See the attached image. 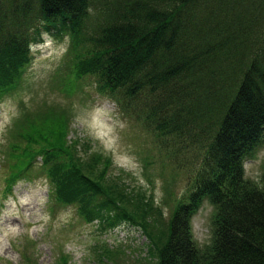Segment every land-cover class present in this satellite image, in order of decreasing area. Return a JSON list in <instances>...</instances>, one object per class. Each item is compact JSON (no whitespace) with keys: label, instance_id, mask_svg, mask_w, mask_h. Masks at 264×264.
I'll list each match as a JSON object with an SVG mask.
<instances>
[{"label":"trees","instance_id":"16d2710c","mask_svg":"<svg viewBox=\"0 0 264 264\" xmlns=\"http://www.w3.org/2000/svg\"><path fill=\"white\" fill-rule=\"evenodd\" d=\"M246 3L0 0V98L23 85L44 33L70 36L71 72L61 91L81 92L79 80L96 78L125 116L155 135L173 165L191 168L164 222L163 205L141 186L133 196L109 180L110 156L97 150L85 159L78 139L67 141L68 123L44 129L26 113L2 151L11 169L6 190L36 170L49 179L52 217L57 208L74 207L85 224L97 219L100 233L124 223L141 228L150 248L136 264H264V172L256 181L245 168L264 145V39L252 40L260 20L251 21ZM205 200L215 213L211 241L200 247L192 219ZM97 256L100 264H135L117 249ZM28 257L25 263L34 264ZM70 259L63 252L57 264Z\"/></svg>","mask_w":264,"mask_h":264},{"label":"rangeland","instance_id":"374dc122","mask_svg":"<svg viewBox=\"0 0 264 264\" xmlns=\"http://www.w3.org/2000/svg\"><path fill=\"white\" fill-rule=\"evenodd\" d=\"M246 2L245 10L254 16L251 21L260 20L253 26L257 27L259 36L253 31L252 40L255 37L263 40L264 0ZM234 5L238 8L240 4L234 1ZM72 42L70 36L58 38L44 33L43 42L35 43L23 85L0 101V160L5 158L2 151L11 140L12 130L19 127L21 114L29 113L34 124L44 129L66 122L71 129L67 141L78 139L80 156L89 158L97 150L104 158L110 156L114 163L108 173L109 180L119 182L133 196L137 194L133 188L141 186L146 197L163 205V221L167 222L172 208L170 198L177 200L185 193L191 168L173 165L155 135L136 119L125 116L112 97L101 93L96 78L87 75L79 80L80 93L61 91L62 77L71 72L67 51ZM192 43L196 44V37ZM249 56L250 53L246 62ZM200 62L201 59L197 61V72ZM92 160L98 170L101 163ZM9 163L0 161V264H25L27 255L34 264H57L63 252L70 255V264H100L97 254L109 249H117L135 264V260L147 257L149 239L137 226L124 223L100 233L98 220L85 224L74 207L57 208L56 216L52 217L50 183L36 170L28 178L19 179L10 194L6 190ZM245 168L248 177L260 181L264 172V145L247 158ZM214 213V206L204 201L192 219L193 235L200 247L211 241ZM105 257L101 259L106 260Z\"/></svg>","mask_w":264,"mask_h":264}]
</instances>
